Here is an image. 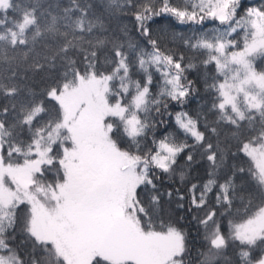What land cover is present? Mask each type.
Wrapping results in <instances>:
<instances>
[{"label":"snow or ice","instance_id":"obj_1","mask_svg":"<svg viewBox=\"0 0 264 264\" xmlns=\"http://www.w3.org/2000/svg\"><path fill=\"white\" fill-rule=\"evenodd\" d=\"M0 264H264V0H0Z\"/></svg>","mask_w":264,"mask_h":264}]
</instances>
